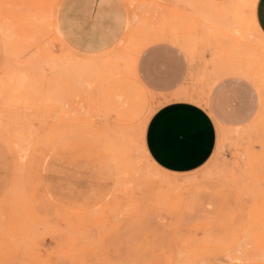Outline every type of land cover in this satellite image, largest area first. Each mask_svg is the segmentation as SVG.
Here are the masks:
<instances>
[{"label": "rangeland", "instance_id": "rangeland-1", "mask_svg": "<svg viewBox=\"0 0 264 264\" xmlns=\"http://www.w3.org/2000/svg\"><path fill=\"white\" fill-rule=\"evenodd\" d=\"M242 1L120 0L121 40L80 53L59 30L61 0H0V264H264V46L256 0ZM175 37L216 51L254 95L250 117L216 126L206 159L184 171L148 154L162 101L134 72L142 47Z\"/></svg>", "mask_w": 264, "mask_h": 264}, {"label": "crops", "instance_id": "crops-1", "mask_svg": "<svg viewBox=\"0 0 264 264\" xmlns=\"http://www.w3.org/2000/svg\"><path fill=\"white\" fill-rule=\"evenodd\" d=\"M149 1L172 5L178 0ZM213 15L223 32L234 28V38H249L235 19ZM126 19L120 0H61L57 9L64 41L80 53H100L115 46L125 32ZM252 21V29L264 37V0L255 1ZM174 39L142 47L134 72L141 87L162 101L145 126L148 154L162 169L184 171L206 159L214 147L216 126L231 127L250 117L254 95L246 83L230 74V67L222 69L216 51L196 44L187 52L183 39ZM227 39L237 43L231 36ZM227 72L228 76H221Z\"/></svg>", "mask_w": 264, "mask_h": 264}, {"label": "bare ground", "instance_id": "bare-ground-1", "mask_svg": "<svg viewBox=\"0 0 264 264\" xmlns=\"http://www.w3.org/2000/svg\"><path fill=\"white\" fill-rule=\"evenodd\" d=\"M143 1V0H142ZM245 3L244 4H246V0H243ZM243 1H242V4H243ZM255 1V0H254ZM254 1H252V3H250L251 2V0H249V3H250V5L252 4V6H253V4H254ZM145 2V1H144ZM232 2V1H231ZM147 3V2H146ZM185 3V2H184ZM235 3V2H234ZM153 4V3H152ZM186 4V3H185ZM237 4V3H236ZM248 4V3H247ZM149 5H150V3H149ZM149 5H147V6H149ZM154 5V4H153ZM153 5H150L151 6V10L153 9L152 8V6ZM157 5V4H156ZM249 5V4H248ZM146 6V5H145ZM158 6V5H157ZM239 6V5H238ZM242 6V5H241ZM220 7H221V5H220ZM226 7V6H225ZM214 8V7H213ZM222 8V7H221ZM233 8V7H232ZM241 8V7H240ZM244 8H246L245 6H244ZM143 9V8H142ZM226 10H229V9H226ZM226 10H224V11H226ZM233 10L235 11V9L233 8ZM250 10V9H249ZM145 11V10H144ZM148 10H146V12H147ZM210 11H212L211 10V8H210ZM209 11V12H210ZM216 12H217V10H215ZM220 11V10H219ZM227 12V11H226ZM212 13V12H211ZM233 13V12H232ZM214 14V13H213ZM219 14V13H218ZM253 14V13H252ZM216 15V14H215ZM239 16V15H238ZM217 17H218V15H217ZM223 17V16H222ZM213 18V17H212ZM218 19V18H217ZM250 19V18H249ZM250 22V21H249ZM221 24V23H220ZM251 24V23H250ZM226 25V24H225ZM252 25L254 26V24L252 23ZM222 26V25H221ZM236 28H237V26H235ZM226 28H228V26L226 25ZM252 28H254V27H252ZM234 29V28H233ZM232 29V30H233ZM225 32V31H224ZM255 36L262 42V44H263V46H264V37H262L257 31H255ZM244 37V36H243ZM241 39H242V37H240ZM250 38V37H249ZM248 39V38H247ZM263 50H264V47H263ZM236 71H237V69H236ZM253 76V75H252ZM72 138V137H71ZM74 138V137H73ZM80 139H81V137H80ZM141 149H142V152L141 153H143V156H144V158H145V160L147 161V162H149L150 160H149V157L147 156V152H146V150H145V148H144V143L142 142L141 143ZM15 150V149H14ZM13 151V150H12ZM15 151H17V149L15 150ZM14 154V153H13ZM18 157V156H17ZM16 157V158H17ZM18 161V160H17ZM16 161V162H17ZM152 162V161H151ZM15 163V162H14ZM125 174V173H124ZM172 180H174V179H172ZM185 183V182H184ZM185 184H187V183H185ZM178 186V185H177Z\"/></svg>", "mask_w": 264, "mask_h": 264}]
</instances>
